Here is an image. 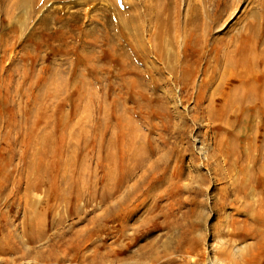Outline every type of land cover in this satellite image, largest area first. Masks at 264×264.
Wrapping results in <instances>:
<instances>
[{
    "label": "rangeland",
    "instance_id": "374dc122",
    "mask_svg": "<svg viewBox=\"0 0 264 264\" xmlns=\"http://www.w3.org/2000/svg\"><path fill=\"white\" fill-rule=\"evenodd\" d=\"M132 1L141 13L145 3L152 2ZM195 1L178 2L179 29L162 33L161 59L156 48H149L153 45L146 37L153 25L144 14L143 40L150 51H133L144 73L142 83L134 85V74L122 72L129 60L119 55V46L114 53L105 41L98 44L84 34L109 26L115 16L113 0H42L35 11L18 8L11 21L1 18L0 25L4 21L10 35L11 58L0 55V104L21 79H35L39 69L50 68L61 77L93 80L87 89L104 91L105 97L92 114V127L98 128L95 122L103 114L109 116V123L103 142L98 139L93 151L77 154L70 131L76 132L78 122L90 115V109L83 108L92 103L73 94V83L67 85L50 133L51 151L43 160L44 187L31 192L37 201L48 202L57 176L61 197L54 207L61 226L58 231L54 228L51 213L45 219V235L28 240L18 225L23 201H5L0 192V221L7 220L12 233L7 252L0 253V264H236L247 260L254 242L264 249V149L258 170L253 159H241L244 154L255 156L256 151L249 148L251 138L261 143L262 135L260 128L254 133L253 126L264 123L240 115L241 122L229 126L210 115L217 97L212 91L223 75L215 62V72L207 75L203 58L197 59L187 45L185 14ZM261 13L254 0H233L212 32L256 22ZM43 17L46 27L40 26ZM107 30L110 35L118 33L115 27ZM122 35L121 42L134 44V38ZM17 58L18 69L11 86H6L11 81L7 80L9 69L14 67L11 62ZM176 60H183L184 70L174 73L173 69L179 70ZM21 83L18 90L29 92L28 82ZM5 122L0 126V144L5 141ZM68 139V147L57 155L58 145ZM100 143L102 149L97 147ZM19 159L10 160L0 148V181L15 163L22 165ZM242 165L247 169L245 176L240 172ZM80 173L88 191L98 190L101 184L111 187L125 174L116 196H121L120 205L112 203L114 208L106 213V203L98 202L99 198L85 202V195L75 201L76 212L72 211L66 190ZM241 181L243 190H236ZM132 190L137 191L136 197L127 199L126 192ZM254 223L255 228L247 231ZM255 236H260L258 241Z\"/></svg>",
    "mask_w": 264,
    "mask_h": 264
},
{
    "label": "bare ground",
    "instance_id": "6f19581e",
    "mask_svg": "<svg viewBox=\"0 0 264 264\" xmlns=\"http://www.w3.org/2000/svg\"><path fill=\"white\" fill-rule=\"evenodd\" d=\"M41 1L0 0V20L3 17L4 20L11 21L14 10L18 8L29 7L32 11H35ZM179 1L152 0L151 3H145V12L141 13L132 0H113L112 6L115 16L108 21L109 26L105 25V27L108 29L115 27L118 33L110 35L107 28L102 27L103 29L100 28L101 30L98 29L94 32L92 29L85 30L84 34L90 36L98 44H102L105 41L108 46H111V50L114 53H116L114 49L119 46V55L129 60V63L123 64L122 72H132L134 74L133 85L138 82L142 83L144 73L138 67L141 61L137 56L133 55V51H150V49L154 50L156 48L160 59L162 58V33L169 28H172L173 31L179 29L181 22V13L178 7ZM232 1L197 0L191 4L185 14L187 45L189 44L193 49L197 59L203 58L204 71L207 75L211 76L215 72L213 62L221 67L223 80H220L212 91L213 95H217L213 99V110L210 113L214 120L220 123L225 122L232 126L235 121L241 122V118H239L241 115L243 119L245 117L248 121L262 120L264 123V0H254V3L262 7V13L258 21L247 22L240 26H229L221 32H216L217 29L212 32V29L219 24L222 11L226 10ZM144 14L148 15L149 22L153 25L146 37L153 45L149 47L150 49L145 46L143 40L144 31H146ZM46 24L47 18L43 17L40 26L46 27ZM5 29L6 25L3 21V24L0 25L1 57L9 56L11 52L9 46L10 35ZM121 32L134 38V44L121 42L123 36ZM174 36H176V42L177 35L174 34ZM29 39H32V37ZM25 51H23V54ZM86 53L88 54L89 51L86 50ZM88 56H90V59L93 58V55ZM19 58L15 61L16 63L11 60V66L14 67L9 69L7 80L11 81L6 86H11L12 84L13 77L16 74L15 70L18 69L16 65ZM176 61L178 62L177 64L175 63V67L178 65L179 67L176 68H179V70L173 69L174 73H176L175 71H183V60ZM93 64L94 69H96V64ZM26 69L28 70V67H25L24 70ZM34 70L37 71L38 69L32 67V71ZM39 70L38 75L34 76L35 79L28 77L21 79L14 93L11 94L8 91V94L4 95L5 97H3L0 104V126L4 121L7 124V129L3 132L5 141L0 144V148L7 153L10 160L17 159V157L22 159V165L15 163V167L11 171L1 175L0 192L4 193L5 201L8 199H11L12 203H21L23 201L22 215L18 225L20 231L30 241L38 240L45 235V219L51 213L53 215L54 228L58 231L61 226L59 213L55 211L54 207L55 202L61 197L57 176L54 175L56 185L50 194L48 202L37 201L31 192L41 191L42 187H44L43 181L46 169L43 165V160L51 151L52 141L50 133L52 134L55 124L56 109L58 104L63 101L61 97L67 90V85L73 83L71 84L75 90L73 94L76 93L78 97L86 98L92 103L89 104V108L88 106L83 108L85 111L90 109V115L78 122L76 132L71 133L70 131L71 137L75 139L71 142L77 154L93 151L98 139L103 142L102 140L109 123V116L103 114L95 122L98 128L93 129L92 127V114L95 112L97 104H100L105 97L104 91L98 93L96 90L87 89V84L93 80L87 81L80 76H77L74 80L68 77H61L58 70L50 68L45 71ZM1 71L2 66L0 65V73ZM160 71L163 72L162 68ZM174 73L172 72V74ZM4 79L6 78L4 77ZM23 81L28 82L27 89L30 93L27 90L25 93L18 90ZM204 85L208 86L207 83ZM206 86L202 87L203 91H205ZM78 107V104L74 106L75 109H78ZM129 125L132 126L131 123ZM259 128L262 135L261 143L254 140V137L251 138L253 145L249 146L250 150L256 151L255 156L244 154V157H241L242 160H245V158L253 159L255 161V170L260 167V159L264 149V125L262 127L254 125L253 131L255 133ZM43 129L47 131L44 130L46 131L44 132L42 131ZM22 136L23 138H21ZM63 138L64 135H62L61 142L64 140ZM235 138H238V136L235 135ZM69 144L70 139L58 145L57 155L62 148H67ZM97 147L102 149L103 145L100 143ZM240 172L243 176L246 175L247 169L244 165H242ZM89 175H92L91 179L93 182L95 180L93 173ZM125 176V174H121L119 180H117L118 182L111 187H105L101 184L98 190L90 189L88 191L84 189L82 181V178L85 177L84 174H78L66 190L71 210L76 212L75 201L86 195L87 199L85 202L99 198L98 202L106 203L104 210L109 213L114 208L112 203L120 205L121 196L118 198L116 196L119 191V182H123ZM80 184H83V186ZM243 187L244 185L241 181L237 184L236 190L242 191ZM44 189L46 190V188ZM136 195V190L126 192L127 199L135 198ZM8 226L7 220L3 219L0 221V253L7 252L8 245H10L12 240V233L7 229ZM254 228L255 223L251 224L247 231ZM255 237L258 241L260 236ZM251 248L252 252L249 253L247 260L243 262L237 261L236 264H260L264 262V254H259L264 250L263 247L260 244L256 245V242H254Z\"/></svg>",
    "mask_w": 264,
    "mask_h": 264
}]
</instances>
